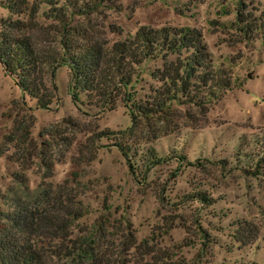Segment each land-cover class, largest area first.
I'll list each match as a JSON object with an SVG mask.
<instances>
[{
  "label": "rangeland",
  "instance_id": "obj_1",
  "mask_svg": "<svg viewBox=\"0 0 264 264\" xmlns=\"http://www.w3.org/2000/svg\"><path fill=\"white\" fill-rule=\"evenodd\" d=\"M3 1L0 17L8 14ZM243 1L264 7V0ZM234 4L97 0L94 9L71 18L108 45L141 26L198 28L213 67L227 69L231 78L204 117L173 104L164 121L155 116L132 124L129 102L121 95L103 111L95 102L87 104L82 93L74 101L65 66L55 71L51 104L35 108L0 66V195L15 185V174L25 177L29 192L67 180L64 190L79 194L87 209L77 225L88 227L101 216L109 242L131 239L138 245L117 248L123 262L140 259L145 241L170 252L178 264H264V41L239 36L232 26ZM46 7L40 5L33 36L54 44L57 24L40 14ZM160 63L145 61L135 71L128 88L135 102L158 84L150 72ZM100 132L106 133L98 138ZM118 143L127 147L126 156ZM149 150L158 159L152 164L145 159ZM46 161L50 175L43 179ZM197 192L211 200L201 202ZM244 222L256 232L248 244L234 239Z\"/></svg>",
  "mask_w": 264,
  "mask_h": 264
},
{
  "label": "trees",
  "instance_id": "obj_2",
  "mask_svg": "<svg viewBox=\"0 0 264 264\" xmlns=\"http://www.w3.org/2000/svg\"><path fill=\"white\" fill-rule=\"evenodd\" d=\"M234 1L235 31L243 40L260 37L264 41V7L257 9L250 7L249 2ZM88 2L3 1L8 14L0 17V66L21 95L34 100L35 108L45 109L53 101L52 80L61 66L68 69V88L74 101L82 93L87 104L95 102L103 111L113 108L121 95L129 102L132 124L134 119L155 116L164 121L173 104L192 107L204 117L209 104L230 88L229 71L213 67L198 28L141 26L132 35L108 45L92 37L87 28L71 23L73 15L94 9L97 0ZM41 4L47 7L40 14L57 24L54 44L45 36H40V40L33 36ZM156 59L160 66L153 68L150 76L158 84L150 88L146 99L135 102L128 89L135 71L143 62ZM23 126L17 124V128L24 130ZM116 146L126 156L127 147L121 143ZM151 150L145 157L149 164L158 160ZM2 153L0 149V156ZM44 165L48 173L43 179L50 175L51 167L47 161ZM14 181L15 185L0 195L5 206L0 209V264H178L170 252L153 249L145 241L139 251L140 259L123 262L117 248L127 246L136 250L138 245L131 239L119 245L109 242L101 216L88 227L77 225L75 222L87 209L79 194L64 190L67 180L56 188L48 183H43L45 187L39 184L32 192L28 191L23 175L15 174ZM195 195L201 202L211 200L201 192ZM246 224L250 225L244 222L234 236L241 244L255 238L253 226ZM75 226L78 230L73 235Z\"/></svg>",
  "mask_w": 264,
  "mask_h": 264
}]
</instances>
